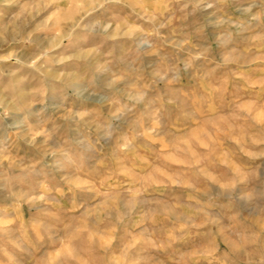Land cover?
<instances>
[{
	"label": "rangeland",
	"instance_id": "obj_1",
	"mask_svg": "<svg viewBox=\"0 0 264 264\" xmlns=\"http://www.w3.org/2000/svg\"><path fill=\"white\" fill-rule=\"evenodd\" d=\"M0 264H264V0H0Z\"/></svg>",
	"mask_w": 264,
	"mask_h": 264
}]
</instances>
